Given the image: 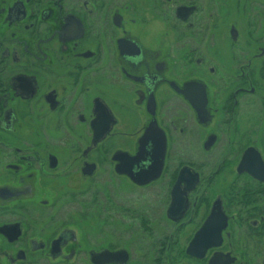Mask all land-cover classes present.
Returning <instances> with one entry per match:
<instances>
[{"label":"flooded vegetation","instance_id":"af4514ba","mask_svg":"<svg viewBox=\"0 0 264 264\" xmlns=\"http://www.w3.org/2000/svg\"><path fill=\"white\" fill-rule=\"evenodd\" d=\"M221 170L152 256L70 214L160 183L178 229ZM0 264H264V0H0Z\"/></svg>","mask_w":264,"mask_h":264},{"label":"rangeland","instance_id":"374dc122","mask_svg":"<svg viewBox=\"0 0 264 264\" xmlns=\"http://www.w3.org/2000/svg\"><path fill=\"white\" fill-rule=\"evenodd\" d=\"M215 155L217 154L214 152L212 156L214 159L216 157ZM210 160L211 158L207 159L208 162ZM204 174L205 178H207L208 173ZM233 178L234 173L227 174L224 170L211 176V179L207 181L209 188L206 194L203 193L202 201L198 206L194 220L186 224L184 223L182 226L180 225L178 229H174V224L164 218L166 189L160 183L148 186V188L136 189L131 186L122 187V182L115 178L113 182L115 184V204L122 206L121 211L124 213V216H122V213L121 215L109 214L110 219H104V217L94 214L93 208L88 203L90 197L84 198L85 203L81 207L76 208V206H73L70 214H78L81 210L80 215L77 216L78 222L74 223L76 230L81 233V240L92 242L90 235L98 232L97 242L99 244L123 245L128 248L141 247L146 250L151 249L152 253L150 255L152 256L153 253L157 252L154 249L159 247L184 246L196 222L201 218L206 202L208 203ZM107 183L109 182H105V184ZM205 198H208V201ZM170 231L175 232L172 239L164 238L165 236L161 237ZM159 251H163V248Z\"/></svg>","mask_w":264,"mask_h":264},{"label":"water","instance_id":"95a60500","mask_svg":"<svg viewBox=\"0 0 264 264\" xmlns=\"http://www.w3.org/2000/svg\"><path fill=\"white\" fill-rule=\"evenodd\" d=\"M142 151V149H141ZM141 153H138L137 156L135 157H131L134 161H137L139 159ZM116 158L122 159L123 156H121V154H117ZM133 163V162H132ZM162 165V156L160 157H154L153 158V162L151 163V165L149 166V168L145 171V172H140L137 174V181L139 183H143L145 181H149V179H152L153 177H156L154 174L157 170H159L161 168ZM146 177V180H144V178Z\"/></svg>","mask_w":264,"mask_h":264}]
</instances>
